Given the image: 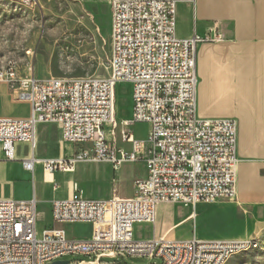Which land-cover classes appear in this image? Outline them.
Returning <instances> with one entry per match:
<instances>
[{"label": "built area", "instance_id": "obj_1", "mask_svg": "<svg viewBox=\"0 0 264 264\" xmlns=\"http://www.w3.org/2000/svg\"><path fill=\"white\" fill-rule=\"evenodd\" d=\"M179 1L111 0L108 77L41 79L34 64L26 74L16 71L17 60L0 72V82L9 85L11 95L31 104L27 119L0 118L5 158L16 159L21 143L33 150L37 123L56 121L63 139L81 148L66 157L43 160L48 172L69 171L89 161L115 166L144 161L148 170L129 198L91 199L77 191L52 201V219L91 223L89 238H69L55 226L40 231L36 199H0V264H52L69 255L87 256L91 264H119L103 262L104 257L147 258L148 264H227L245 252V245L256 242L258 236L225 241L135 235L136 224L156 223L160 203L196 207L200 202L237 198V120L202 116L197 98L198 49L222 41L224 35L215 27L203 36L179 38ZM27 3L37 6L39 0ZM120 82L132 86V120L124 125H148L146 137L135 136L128 127L122 131L123 139L132 143L130 151L118 148L106 133L111 126L114 136L119 125L116 85ZM35 161L33 156L23 159L30 170Z\"/></svg>", "mask_w": 264, "mask_h": 264}, {"label": "crops", "instance_id": "obj_2", "mask_svg": "<svg viewBox=\"0 0 264 264\" xmlns=\"http://www.w3.org/2000/svg\"><path fill=\"white\" fill-rule=\"evenodd\" d=\"M215 27L224 39L201 44L198 49V110L202 116L237 120V198L200 202L196 207L160 203L155 224L135 225L139 239L186 240L196 236L233 241L264 232V0L179 1V38L203 36ZM42 76L47 79L45 73ZM30 115V102L15 99L9 85L0 82V118L27 119ZM131 120L130 105L120 117L114 136L111 126L106 128L109 141L126 151L132 149V143L123 139L125 128L137 137L148 134L147 124L124 125ZM80 148L63 139L61 124L56 121L38 122L35 148L18 144L16 159L5 158L0 143V199L38 200L39 228L55 226L67 237L77 238L70 236V225L88 224L92 228V224L55 222L51 215L53 200L69 198L77 191L91 199L129 198L136 194V182L148 176L144 161L121 166L105 161L81 162L72 170L52 173L45 169L43 160L66 157ZM31 156L36 161L30 170L23 159ZM185 224L187 234L180 236Z\"/></svg>", "mask_w": 264, "mask_h": 264}, {"label": "rangeland", "instance_id": "obj_3", "mask_svg": "<svg viewBox=\"0 0 264 264\" xmlns=\"http://www.w3.org/2000/svg\"><path fill=\"white\" fill-rule=\"evenodd\" d=\"M110 2L39 0L37 6H28L12 0H0V66L17 60L19 71L25 73L34 64L36 74L41 79L43 73L47 78L108 77L111 56ZM130 105H133L132 86L120 82L116 85V118L119 122ZM187 227L185 224L180 228V236L187 234ZM68 230L70 236L83 239L91 236L93 226L75 224L70 225ZM257 236L260 241L258 248L234 255L227 264H264V232ZM63 260L69 261L67 264H74L75 261L91 264V259L83 255H69ZM102 261L119 264L151 262L139 257H104ZM154 262L160 263V260Z\"/></svg>", "mask_w": 264, "mask_h": 264}, {"label": "bare ground", "instance_id": "obj_4", "mask_svg": "<svg viewBox=\"0 0 264 264\" xmlns=\"http://www.w3.org/2000/svg\"><path fill=\"white\" fill-rule=\"evenodd\" d=\"M18 4H21V5H28V6H34V4H28L27 3V0H12ZM16 62V60H10L8 61L6 64L4 65H1L0 66V72H5V69H9L10 65L11 64H14ZM16 71H19V68H18V63L16 64ZM260 245V241L259 239L257 238L256 242L253 243V245H245V252L249 251V250H253V249H256L258 248Z\"/></svg>", "mask_w": 264, "mask_h": 264}, {"label": "water", "instance_id": "obj_5", "mask_svg": "<svg viewBox=\"0 0 264 264\" xmlns=\"http://www.w3.org/2000/svg\"><path fill=\"white\" fill-rule=\"evenodd\" d=\"M67 263H69V261L62 260V261H55L52 264H67Z\"/></svg>", "mask_w": 264, "mask_h": 264}]
</instances>
